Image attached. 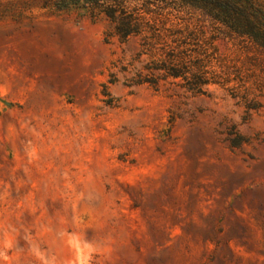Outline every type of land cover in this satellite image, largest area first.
Segmentation results:
<instances>
[{
	"label": "rangeland",
	"instance_id": "374dc122",
	"mask_svg": "<svg viewBox=\"0 0 264 264\" xmlns=\"http://www.w3.org/2000/svg\"><path fill=\"white\" fill-rule=\"evenodd\" d=\"M43 3L0 0V264H264V99L245 113L217 84L136 85L164 55L96 10ZM125 6L168 42L193 34L234 86L224 29Z\"/></svg>",
	"mask_w": 264,
	"mask_h": 264
},
{
	"label": "trees",
	"instance_id": "16d2710c",
	"mask_svg": "<svg viewBox=\"0 0 264 264\" xmlns=\"http://www.w3.org/2000/svg\"><path fill=\"white\" fill-rule=\"evenodd\" d=\"M131 0H44V6L58 10L91 8L103 14L112 24V34L122 41L130 37L141 38V55L154 58L159 52L164 59L151 61L148 70L155 73L137 75L133 83L157 87L161 80L171 79L170 84L185 88L195 95L206 94L209 84H217L245 109V113L261 108L258 99H264V0H144L148 4H180L200 13L212 25L224 29L223 34L238 47L240 67L234 71V86L228 74L213 76L206 68L208 56L198 46L199 39L193 34L188 38H173L167 41L163 30L131 12L125 3ZM180 34L175 32L171 36ZM197 49H188L187 46ZM197 56L193 59L192 55ZM200 56H203L200 58ZM156 74V75H155ZM214 78L218 81L215 82ZM244 139L236 135L231 146L237 147Z\"/></svg>",
	"mask_w": 264,
	"mask_h": 264
}]
</instances>
